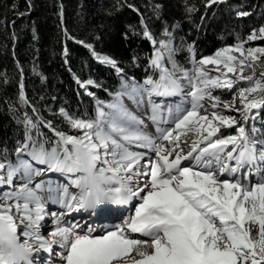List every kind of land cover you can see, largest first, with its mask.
Returning a JSON list of instances; mask_svg holds the SVG:
<instances>
[{"label":"snow or ice","instance_id":"1","mask_svg":"<svg viewBox=\"0 0 264 264\" xmlns=\"http://www.w3.org/2000/svg\"><path fill=\"white\" fill-rule=\"evenodd\" d=\"M149 7L159 19L163 5ZM196 8L184 0L185 18ZM177 27L164 21L157 36L143 14L126 26V39L152 45L143 79L77 41L116 72L110 99L73 73L91 112L61 106L50 113L57 125L32 106L34 119L17 118L22 138L0 147V264H264V123H254L264 121V46L245 47L264 38V23L199 58L194 42L177 43ZM64 38L75 39L67 29ZM19 101L29 106L22 80Z\"/></svg>","mask_w":264,"mask_h":264},{"label":"trees","instance_id":"2","mask_svg":"<svg viewBox=\"0 0 264 264\" xmlns=\"http://www.w3.org/2000/svg\"><path fill=\"white\" fill-rule=\"evenodd\" d=\"M188 2L197 6L191 19L185 18L184 0H120L123 6H118L117 0H30V4L29 0H0V147L7 143L11 148L16 139L22 138L23 125L17 118L22 121L27 112L34 119L32 106L57 125L62 118L50 113L61 106L69 112L77 108L81 113L91 111L92 99L73 73L81 81L90 78L100 85L88 87L99 98L106 97L105 88L115 87L119 80L116 72L77 41L93 44L98 53L115 59L126 73L140 79L145 57L152 51L151 42L130 31L126 39L124 33L129 24L139 26L141 14L157 36L164 21L169 25L176 22L178 27L169 30L175 31L177 43L182 36L194 42L197 58L200 53L209 55L217 47L234 43L235 33L246 36L251 27L264 23V0H224L207 8L204 0ZM150 4L163 5L159 19ZM235 6L250 15L236 17L230 11ZM17 11L25 14L17 15ZM64 29L75 39H65ZM34 32L37 39H33ZM249 46H264V38L249 42ZM133 53L140 55L139 67L129 63ZM21 80L29 106L19 101Z\"/></svg>","mask_w":264,"mask_h":264},{"label":"rangeland","instance_id":"3","mask_svg":"<svg viewBox=\"0 0 264 264\" xmlns=\"http://www.w3.org/2000/svg\"><path fill=\"white\" fill-rule=\"evenodd\" d=\"M245 47H251V46H249V42H247L246 44H245ZM177 59L178 60H180L181 62H183V59H184V54H181V55H179L178 57H177ZM190 66V65H189ZM262 71H264V69H261L260 67H257L256 69H255V74L256 75H259ZM213 74H215V73H213ZM249 74H251V73H249ZM90 79V78H89ZM94 85H96V84H94ZM94 85H90V86H94ZM239 85L241 86V87H244V86H246V84H245V82H239ZM110 91H111V89H109ZM235 90V89H234ZM92 93H94V92H92ZM95 94V93H94ZM217 94H220V95H222V97L224 98V99H229L230 98V95H227L228 93L227 92H223V93H217ZM108 95V94H107ZM107 99H110V97L108 96V98ZM126 103L129 105V107H132V105H131V103H130V101H127L126 100ZM85 111V110H84ZM83 111V112H84ZM225 112H224V114H233V113H231L229 110H224ZM131 210H134V209H131ZM94 222H96L97 223V221H95V220H93ZM106 223H108V221H105ZM46 234V233H45Z\"/></svg>","mask_w":264,"mask_h":264},{"label":"bare ground","instance_id":"4","mask_svg":"<svg viewBox=\"0 0 264 264\" xmlns=\"http://www.w3.org/2000/svg\"><path fill=\"white\" fill-rule=\"evenodd\" d=\"M235 55H239L238 53H234ZM229 75H231V74H229ZM131 103V102H130ZM133 107V106H132ZM129 213H125L124 215H128ZM69 215V214H68ZM69 217L71 218L72 216H70L69 215ZM78 218V217H77ZM93 224H95L96 222H94V221H91Z\"/></svg>","mask_w":264,"mask_h":264}]
</instances>
